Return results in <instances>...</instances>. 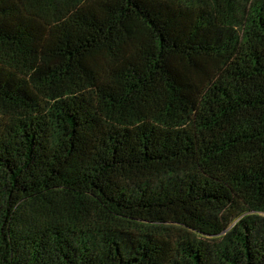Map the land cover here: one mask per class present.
I'll use <instances>...</instances> for the list:
<instances>
[{"label": "trees", "instance_id": "obj_1", "mask_svg": "<svg viewBox=\"0 0 264 264\" xmlns=\"http://www.w3.org/2000/svg\"><path fill=\"white\" fill-rule=\"evenodd\" d=\"M0 264H264V0H0Z\"/></svg>", "mask_w": 264, "mask_h": 264}]
</instances>
